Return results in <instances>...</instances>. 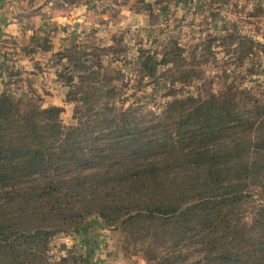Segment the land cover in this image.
<instances>
[{"label":"trees","instance_id":"1","mask_svg":"<svg viewBox=\"0 0 264 264\" xmlns=\"http://www.w3.org/2000/svg\"><path fill=\"white\" fill-rule=\"evenodd\" d=\"M83 57L70 56L75 73ZM167 65L138 62L155 86ZM96 76H68L70 126L58 107L0 93V264H50L52 239L91 216L146 264H264V100L226 87L144 115L117 111Z\"/></svg>","mask_w":264,"mask_h":264},{"label":"rangeland","instance_id":"2","mask_svg":"<svg viewBox=\"0 0 264 264\" xmlns=\"http://www.w3.org/2000/svg\"><path fill=\"white\" fill-rule=\"evenodd\" d=\"M50 2L51 18L35 20L37 31L17 45L33 57L32 65L23 69L0 63V93L32 98L44 108H60L65 126L76 122V103L64 100L67 78L73 75L79 82L75 76L92 72L98 83L107 86L103 90L115 87L117 111L132 106L141 114L158 115L173 98L204 97L226 87L250 90L264 100V0ZM238 38L254 44L238 45ZM10 42L17 44L13 37ZM51 46V57H41ZM30 49L35 53L27 54ZM81 54L88 70L75 73L69 59ZM147 56L168 61L159 69L158 86L139 72L138 62ZM65 67L72 74H66ZM255 201L262 203L254 197L250 206ZM79 228L52 239L50 264H146L140 251L128 248L123 235L99 218L87 217Z\"/></svg>","mask_w":264,"mask_h":264},{"label":"crops","instance_id":"3","mask_svg":"<svg viewBox=\"0 0 264 264\" xmlns=\"http://www.w3.org/2000/svg\"><path fill=\"white\" fill-rule=\"evenodd\" d=\"M29 1L30 0H0V63L3 61L10 62L15 66L24 69L31 66L34 61L33 57L26 56V54L21 51L20 46L17 45H21L20 42L22 40H27L34 31H37V27H34L35 20L44 19L47 21L51 18L49 16V3H51V0H32L30 3ZM62 4L64 3L62 2ZM66 6L67 5H63L62 8H65ZM72 12L76 13V9H73ZM61 16V20L62 18L65 20V15L61 14ZM61 23L63 25V21ZM77 26L78 28H81L79 24ZM61 32L64 31L61 30ZM12 37L17 44L14 45L13 43V45H10ZM16 37L18 40H16ZM54 47L55 45L53 48ZM51 49L52 46L51 48L49 47L45 49L44 51L47 52L45 54L43 53L41 57H47V59L50 58L51 55L49 54V51H51ZM47 79L48 77L46 78V81L48 82ZM52 83L53 81L51 80V85ZM48 85H50L49 82ZM58 88H60V85Z\"/></svg>","mask_w":264,"mask_h":264},{"label":"water","instance_id":"4","mask_svg":"<svg viewBox=\"0 0 264 264\" xmlns=\"http://www.w3.org/2000/svg\"><path fill=\"white\" fill-rule=\"evenodd\" d=\"M178 2H180L181 0H177ZM76 27V26H75Z\"/></svg>","mask_w":264,"mask_h":264}]
</instances>
